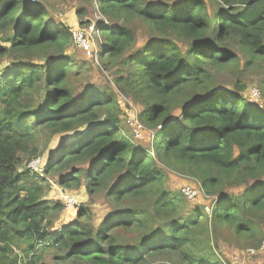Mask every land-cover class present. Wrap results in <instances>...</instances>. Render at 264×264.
I'll use <instances>...</instances> for the list:
<instances>
[{
	"label": "trees",
	"instance_id": "1",
	"mask_svg": "<svg viewBox=\"0 0 264 264\" xmlns=\"http://www.w3.org/2000/svg\"><path fill=\"white\" fill-rule=\"evenodd\" d=\"M95 1L106 20L98 57L125 67L114 83L142 105L137 117L153 138L137 145L126 116L125 134L111 92H73L72 28L40 2L0 0V264H47L45 253L54 264H225L223 226L249 242L248 257L263 252L264 106L245 84L217 88L213 77L242 59L264 65V0H213L212 11L205 0ZM133 21L150 32L140 50ZM259 91L264 100V75ZM59 134L71 136L42 175L23 166L40 156L39 140ZM168 170L196 179L198 203L165 188ZM47 175L89 200L59 228L64 205L46 199ZM97 194L110 211L94 225Z\"/></svg>",
	"mask_w": 264,
	"mask_h": 264
},
{
	"label": "rangeland",
	"instance_id": "2",
	"mask_svg": "<svg viewBox=\"0 0 264 264\" xmlns=\"http://www.w3.org/2000/svg\"><path fill=\"white\" fill-rule=\"evenodd\" d=\"M29 2H40L44 5L47 11V18L52 20V22H61L69 29L76 28L78 26H88L92 23L96 24L101 22V14L99 13L98 6L95 0H28ZM208 5V10H213V0H205ZM82 9L84 12L82 16L76 14L77 10ZM82 22V23H80ZM136 33V44L135 48L140 50L143 43L149 40L150 32L146 25L140 23L139 21H133L129 24ZM96 33V32H95ZM98 46L103 43L102 37L100 35V40L97 42ZM7 43L4 41V36L0 35V46H5ZM71 61L74 67H78V76H73L71 79V89L74 93H79L87 85H91L94 91L97 92H111L115 95L116 102L119 108V113H121V123L123 130L127 136H130V131L128 127L124 124L125 120L130 115H137L142 109V105L134 100L131 96L126 95L122 90L117 87L114 83V78L116 76L117 69L125 70L122 68L119 61L106 62L103 58L88 59L84 58L82 53L75 48L73 53H70ZM6 64L3 61L0 67ZM264 75V65H253L251 67L245 68L243 66V59L240 60L238 68H228L222 71H218L214 74L213 81L215 87L232 90L236 83L245 84L247 89L243 92L252 103L257 104L259 107L264 106V100L260 97L259 82ZM252 91L258 93V97L251 96ZM149 132L143 130L142 136L135 141L137 145L141 147H149L151 138L146 134ZM150 134V133H149ZM71 135L59 134L51 138V140L46 143L44 140H39L36 145L39 148V157H41L42 162H46L48 153L54 152L62 141L69 138ZM27 157L23 161V166L27 162ZM22 166V165H21ZM49 181V188L45 194L46 199L50 201H59L63 205V198L65 196L75 197L77 205L65 208L64 212H60L57 215V220L54 224L55 228L64 226L69 223L75 216L77 206L80 203L88 202V196L85 192L81 190L69 191L63 189L59 184H57L56 176H46ZM191 183H197L196 179L188 177L186 175L168 170L166 173V180L164 183L165 188L171 191H180L183 185H190ZM192 187L195 188L194 185ZM242 191V188H231L228 194H236ZM199 196V195H197ZM197 198V197H196ZM195 198V199H196ZM188 201L189 203H198L200 201V196L196 200ZM89 206L91 221L94 225H98L106 214L110 211L103 195L97 194L94 199H92ZM188 203V205H190ZM207 204V201L205 202ZM73 209V210H72ZM69 211V212H68ZM262 227V238H264V223L261 224ZM217 240H219V248L221 251L226 252V256H221L224 259L225 264H262L264 262V251L258 254L248 257L244 254L247 247H250L249 242L243 240H237L232 236L229 229L226 226L221 227L219 233L216 235ZM236 241V242H235ZM235 242V243H234ZM244 249V250H243ZM236 255H238L236 257ZM157 260V259H155ZM43 262L47 264H54L52 260V255L50 253H45L43 256Z\"/></svg>",
	"mask_w": 264,
	"mask_h": 264
},
{
	"label": "built area",
	"instance_id": "3",
	"mask_svg": "<svg viewBox=\"0 0 264 264\" xmlns=\"http://www.w3.org/2000/svg\"><path fill=\"white\" fill-rule=\"evenodd\" d=\"M101 22L106 23V20L102 16H101ZM70 31L72 34L74 46L77 49H79L81 52H83L85 57H93V58L98 57V54L101 52V47H102L101 43L99 44V46L97 43L100 40L98 23L97 25L92 23L91 25L88 26H82V27L78 26L76 28L71 29ZM251 96L257 98L258 93H256V91L255 92L252 91ZM126 123L131 129L134 139H139L142 136L143 130H147L139 121L136 114L127 117ZM149 133L152 140L153 132L149 131ZM25 167L26 169H29L39 175H42L43 173V162L41 160V157L39 156L27 161ZM181 192L187 200H193L198 193V191L195 188H193L191 185L188 184L182 186ZM62 200L65 205V208H69L77 205V201L75 197L72 195L65 196ZM260 249H264V240L260 245ZM255 252L256 251L253 248L248 249V253L251 255L254 254Z\"/></svg>",
	"mask_w": 264,
	"mask_h": 264
},
{
	"label": "crops",
	"instance_id": "4",
	"mask_svg": "<svg viewBox=\"0 0 264 264\" xmlns=\"http://www.w3.org/2000/svg\"><path fill=\"white\" fill-rule=\"evenodd\" d=\"M66 209H69V208H66ZM73 210V209H72ZM69 212V211H68ZM238 255H236V257H237Z\"/></svg>",
	"mask_w": 264,
	"mask_h": 264
}]
</instances>
